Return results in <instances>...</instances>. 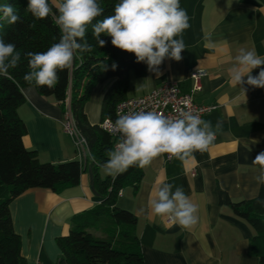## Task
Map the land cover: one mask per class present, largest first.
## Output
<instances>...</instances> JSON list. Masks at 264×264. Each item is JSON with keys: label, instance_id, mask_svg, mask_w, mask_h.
<instances>
[{"label": "crops", "instance_id": "0c3cea01", "mask_svg": "<svg viewBox=\"0 0 264 264\" xmlns=\"http://www.w3.org/2000/svg\"><path fill=\"white\" fill-rule=\"evenodd\" d=\"M180 6L189 23L182 33V59L165 58L155 72L144 63L145 76H130L125 98L146 95L167 81L175 83L182 93L192 94L190 75L203 71L201 89L193 93V101L213 108L203 120L211 122L215 139L205 151L194 152V159L167 160L168 154H163L139 168L137 188H123L117 207L137 219L144 264H258L250 253L254 232L231 213L228 201L253 200L261 187L254 179L258 165L253 160L264 151V88L233 85L229 69L241 48L254 49L264 57V0H180ZM206 38L215 43L214 49L206 47ZM107 39L111 42V37ZM259 71L253 69L251 75ZM113 83L111 79L91 90L84 105L91 126H99L102 103ZM29 88L22 90L25 102L17 109L26 128L24 148L33 151L41 163L75 160L81 166L77 186L58 194L30 189L9 206L25 264H56L60 257L56 240L68 234L71 218L103 201L94 186L95 176L100 180L112 177L99 167L104 159L98 155V148L77 153L72 140L62 132L60 106L52 98L42 97L34 87ZM161 182L172 184L173 191L182 188L198 206L199 220L193 228L182 229L153 214L147 202Z\"/></svg>", "mask_w": 264, "mask_h": 264}, {"label": "trees", "instance_id": "16d2710c", "mask_svg": "<svg viewBox=\"0 0 264 264\" xmlns=\"http://www.w3.org/2000/svg\"><path fill=\"white\" fill-rule=\"evenodd\" d=\"M49 2L51 6V0ZM97 2L104 11L93 23L113 15L119 0ZM27 3L28 0H6L5 4H10L21 19L16 24L0 19V39L15 44L21 55L17 66L10 68L7 76L0 75V264H25L20 253V238L12 225L10 203L30 189H46L58 194L77 186L81 175L78 161L41 163L33 151L24 148L22 139L26 128L17 113L25 102L22 90L34 87L42 97L52 98L63 115L69 111L87 149L94 152L98 148L103 164L108 151L112 150V141L100 126H91L84 114L91 90L114 79L100 113L101 121L114 120L116 105L126 100L130 76L146 74L144 62L138 63L134 54L114 47L107 35L101 34L100 39L106 43L99 47L89 25L85 39L92 50L77 51L73 70L58 71L59 80L53 89L35 83L30 86L23 78L30 71L26 54L47 51L59 42L61 33L54 21L57 14L54 6L53 15L40 20L27 10ZM140 180L141 171L136 166L115 180H100L95 176L94 186L103 201L71 218L68 234L56 240L60 251L56 264H144L136 234L137 219L131 212L117 207L118 193L127 186L136 189ZM228 207L234 216L252 228L250 253L257 258L258 264H264V185L255 199L238 203L228 201Z\"/></svg>", "mask_w": 264, "mask_h": 264}, {"label": "clouds", "instance_id": "9594fccd", "mask_svg": "<svg viewBox=\"0 0 264 264\" xmlns=\"http://www.w3.org/2000/svg\"><path fill=\"white\" fill-rule=\"evenodd\" d=\"M53 6L60 39L47 51L26 54L30 71L23 78L30 86L35 83L53 89L59 80L58 71L73 70L77 51L92 50L85 39L89 25L99 47L105 46L106 41L100 39L101 34H105L111 37L114 47L134 54L138 63H146L149 71H157L165 58L182 59L181 53L185 49L182 33L189 23L180 0H119L113 15L95 23L93 21L104 11L97 0H51V6L49 0H28L27 10L34 18L43 20L53 15ZM0 13V19L9 24H16L21 19L10 4L0 5ZM206 41V47L215 48L210 38ZM20 59L15 44L0 39V75L7 76L9 69L15 68ZM262 66L264 57L254 49L241 48L229 69L231 83L264 88ZM256 68H260L259 73L251 75ZM211 128V122L192 111H183L178 118L144 110L119 115L107 129L112 134H119V142L108 151V159L99 167L115 180L130 167L145 168L163 154L182 161L194 159V152L205 151L214 141L215 133ZM253 164L258 165V175L254 177L257 186L264 185V151L256 155ZM147 203L154 215L167 218L182 229H191L198 223V206L182 188L176 187L173 191L170 183L161 182L155 187Z\"/></svg>", "mask_w": 264, "mask_h": 264}, {"label": "built area", "instance_id": "2783aa9c", "mask_svg": "<svg viewBox=\"0 0 264 264\" xmlns=\"http://www.w3.org/2000/svg\"><path fill=\"white\" fill-rule=\"evenodd\" d=\"M205 75L203 71H195L190 77L193 80L192 94H184L173 82H164L151 92L141 97L126 99L118 103L114 109V120H103L100 122V128L109 135L112 141V149L119 142V134H112L107 129L110 123H114L119 115L127 114L131 111H157L169 118H178L183 111H192L202 119L213 108L201 106L193 101V93L199 92L200 79ZM62 132L68 136L78 154H82L87 149L85 139L76 130L72 116L69 111L63 115ZM171 157L167 155V160Z\"/></svg>", "mask_w": 264, "mask_h": 264}, {"label": "rangeland", "instance_id": "374dc122", "mask_svg": "<svg viewBox=\"0 0 264 264\" xmlns=\"http://www.w3.org/2000/svg\"><path fill=\"white\" fill-rule=\"evenodd\" d=\"M6 0H0V5H4Z\"/></svg>", "mask_w": 264, "mask_h": 264}]
</instances>
